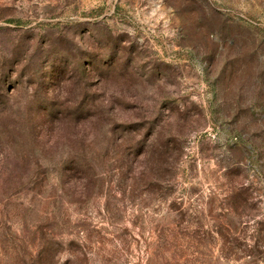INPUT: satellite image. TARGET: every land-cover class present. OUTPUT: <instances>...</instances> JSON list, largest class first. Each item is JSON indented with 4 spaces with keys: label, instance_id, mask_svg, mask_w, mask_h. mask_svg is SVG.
<instances>
[{
    "label": "rangeland",
    "instance_id": "374dc122",
    "mask_svg": "<svg viewBox=\"0 0 264 264\" xmlns=\"http://www.w3.org/2000/svg\"><path fill=\"white\" fill-rule=\"evenodd\" d=\"M0 264H264V0H0Z\"/></svg>",
    "mask_w": 264,
    "mask_h": 264
}]
</instances>
